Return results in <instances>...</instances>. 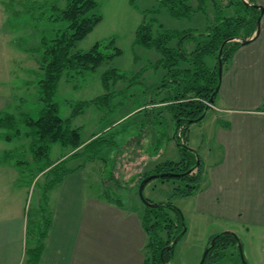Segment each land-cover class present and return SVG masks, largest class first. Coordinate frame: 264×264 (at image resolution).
<instances>
[{
	"label": "trees",
	"instance_id": "trees-1",
	"mask_svg": "<svg viewBox=\"0 0 264 264\" xmlns=\"http://www.w3.org/2000/svg\"><path fill=\"white\" fill-rule=\"evenodd\" d=\"M158 9L144 11V19L136 31L135 43L147 49H154L160 54L155 63L145 66L137 74L110 68L102 74L105 93L92 100L79 102L73 108L70 116L60 115L59 103L55 96L59 82L64 73L68 80L75 74L95 71L104 61L121 54L122 50L115 44L114 38L97 41L87 51H75L78 42L86 38L102 21L103 15L97 0H3L8 18H28L33 22H61L67 26L58 29L54 35H42L41 46L35 48L37 57V102L40 105L37 117L27 111L13 113L0 110V138L7 141L29 139L28 144L5 152L0 164H12L20 176L29 173L33 178L43 174L49 178L45 183L36 217L27 219L26 236L33 246L26 248V264H37L45 247V239L52 226V215L48 203V190L61 183L65 176L73 171L68 167L66 158L53 160L51 148L55 143L62 147L80 148L82 131L72 125L73 119L91 105L103 110L105 105L119 92L113 91V86L120 80H127L131 75L141 77L149 68L164 69L165 75L160 83H155V94L162 95L161 102L168 110L174 122L173 136L181 157L178 161L167 160L158 163L153 169L141 173L137 181L139 188L144 181L145 187L155 178L163 181L178 179V184L172 189L171 197H187L202 189L205 179V164L202 158L197 166L199 154L187 143L190 125L200 121L199 117L212 109L210 98L216 100L215 94L221 80L219 77V61L223 67L228 64L235 52L242 47L245 39L254 36L261 9L256 7L257 0H157ZM136 5V0H130ZM208 2L214 6V20L208 15ZM64 3V5L62 4ZM177 18H192L195 12H202L207 19L204 32L177 29H166L154 17L161 8ZM228 7L234 8L233 14H227ZM158 27L155 30V27ZM196 38V47L187 52L184 47L186 40ZM240 39V40H239ZM176 40V45H171ZM223 45V52L220 49ZM207 57H215L217 64L211 68ZM184 63L192 65L184 67ZM132 78L130 81H134ZM215 94V95H214ZM151 103H156L152 98ZM215 101L213 102V105ZM223 126L229 122L218 120ZM25 127V129L23 128ZM105 143L104 135L95 133L85 144L83 151L75 153L73 158L85 156L86 160H95L99 150ZM108 178L105 184L111 185ZM139 193V191H138ZM140 195V194H139ZM103 197L120 203V199L111 196L109 190L103 192ZM150 201V200H149ZM158 205L145 206L142 215L144 229L148 235L145 245L144 264H168L173 256L176 238L185 233L180 210L171 200L158 202ZM177 213L178 221L173 219L170 211ZM214 239V244L212 241ZM240 244V238L233 231H224L211 236L201 264H214L224 256L219 249L230 244ZM245 257V256H244ZM242 264H248L243 261Z\"/></svg>",
	"mask_w": 264,
	"mask_h": 264
},
{
	"label": "rangeland",
	"instance_id": "rangeland-1",
	"mask_svg": "<svg viewBox=\"0 0 264 264\" xmlns=\"http://www.w3.org/2000/svg\"><path fill=\"white\" fill-rule=\"evenodd\" d=\"M97 1L103 19L86 38L76 44L74 50L87 51L97 41L114 38L115 44L122 52L104 61L95 71L75 74L71 80H68L66 73L63 74L55 96L63 118L70 116L77 103L95 99L106 92L102 83V74L106 70L116 68L137 74L145 66L155 63V57L160 55L154 49H147L135 43L136 31L144 19V11L158 9L157 0H136V5L131 4L130 0ZM207 10L212 23L214 20L212 2H208ZM226 13L233 14L234 8L228 7ZM154 17L166 29L200 33L206 30L207 19L202 12H195L192 18L177 19L162 7ZM0 26V37L5 38L2 32H8L21 47L16 44V46L0 45V110L13 113L27 111L37 117L40 109L36 84L39 53L34 49L41 46L43 34L54 35L58 29L66 27L67 23L44 20L33 22L22 17L10 18L6 24ZM157 29L156 26L155 30ZM195 40L196 38L190 37L185 41L187 52L194 50ZM171 45L175 46L176 40ZM207 62L211 68L217 64L215 57H207ZM183 66L192 65L184 63ZM227 66L228 64L223 67L222 78ZM149 69L153 70L148 72V78L143 77ZM149 69L144 71L141 77L134 78V75H131L127 80L115 83L113 91L119 92V95L113 96L109 105H105L103 110H100L93 104L77 115L72 122L74 127L81 128L83 141H87L95 133H101L105 138V145L99 150L97 158L88 163L86 176L89 186L96 193L109 190L113 199H120L126 206H132L134 203L144 204L138 193L137 179L141 171L149 170L162 161H178L181 157L178 145L172 138V125L174 126L172 115L160 101L163 94H155L153 88L155 83L162 81L161 68ZM132 78L134 81H130ZM152 98L156 103H151ZM2 100L5 102L2 103ZM211 108L206 112L208 114L204 119L190 125L188 132L189 146L197 151L199 158L204 157L206 153L205 149L203 150L208 139L204 133L206 123L218 113L214 105H211ZM28 142L29 139L25 138L22 141L17 139L7 141L0 138V159L4 157L6 151ZM59 150L66 153L68 149L59 143L53 144L52 159L59 157ZM82 161L81 159L80 162ZM108 178L111 180V185L105 184ZM48 180L49 178L43 174H39L36 178L29 173L20 176L12 164L0 165V215L21 211L27 219L31 217L35 219L41 194ZM150 184L144 189V196L151 202L158 203L162 202L158 199L168 195L169 200L180 210L183 226L186 228L168 264H199L208 247L211 231L215 229L218 234L228 230H221L219 224L222 221L203 215L196 209L195 194L187 197H171L173 189L171 186L181 184L180 180L163 181L161 178H155ZM168 189L171 190L170 194ZM170 213L178 221L177 213L173 210ZM226 223L237 229L235 233L240 238L247 263L264 264L261 245L264 230L249 228L241 222ZM28 245L33 246L34 243L29 242ZM219 251L224 253V256L214 264H242L239 243L230 244Z\"/></svg>",
	"mask_w": 264,
	"mask_h": 264
},
{
	"label": "crops",
	"instance_id": "crops-1",
	"mask_svg": "<svg viewBox=\"0 0 264 264\" xmlns=\"http://www.w3.org/2000/svg\"><path fill=\"white\" fill-rule=\"evenodd\" d=\"M257 3L264 7V0ZM9 20L0 1V24ZM2 34L5 38L0 37L1 46H19L8 32ZM155 58L158 60L160 55ZM151 70L143 77L148 78ZM226 70L214 104L218 113L205 126L208 139L203 148L206 153L201 157L205 179L194 196L195 207L201 214L222 221L221 230L237 231L226 222L264 230V14L258 38L240 47ZM165 73L161 68V79ZM219 119L229 122V126L221 125ZM91 137L76 150H59L55 159L66 158L73 171L48 190L52 226L37 264H144L148 235L142 215L146 203L142 200L143 205L126 206L89 186L86 173L92 161L73 155L83 151ZM158 200L165 202L169 198L167 195ZM26 227L27 218L21 211L0 215V264H26ZM214 234L215 229L210 236ZM261 238L264 254L263 234Z\"/></svg>",
	"mask_w": 264,
	"mask_h": 264
},
{
	"label": "water",
	"instance_id": "water-1",
	"mask_svg": "<svg viewBox=\"0 0 264 264\" xmlns=\"http://www.w3.org/2000/svg\"><path fill=\"white\" fill-rule=\"evenodd\" d=\"M246 3H248L247 0H245ZM249 4V3H248ZM256 7L260 8L261 9V16L259 17L258 21H257V29H256V32L254 34V36H252L251 38H248V39H245V40H242L243 41V44L246 45V44H249L250 42H252L253 40H255L256 38H258V36L260 35V31H261V19H262V15L264 14V7L260 4H256L255 5ZM240 40V39H239ZM223 52V45L220 49V55L222 54ZM222 72H223V64H222V61L220 60L219 61V77H220V80H222ZM220 85H221V82L219 84V86L217 87L216 89V92H219V89H220ZM214 94V95H215ZM215 101L214 99V96H212L210 98V102L208 103L209 105H213V102ZM206 115V112L204 114H202L200 117H199V120L203 119L204 116ZM200 163V158L198 157L197 159V166L199 165ZM139 194H140V197L142 198V200L147 204V205H151V206H156L158 205L157 203H153L151 201H149L145 196H144V181L141 183L140 185V188H139ZM186 231V228L184 229V232ZM179 241V238H176L172 245H176ZM212 244H214V239L212 241ZM239 247H240V254H241V257H242V260L246 262V259L244 257V252H243V249H242V244H239ZM206 253H207V250H206ZM202 261V260H201ZM201 264V262H200Z\"/></svg>",
	"mask_w": 264,
	"mask_h": 264
}]
</instances>
